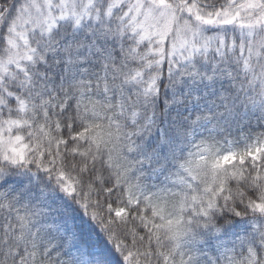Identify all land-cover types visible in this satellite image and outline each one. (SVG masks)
<instances>
[{"label": "snow or ice", "instance_id": "6c2138e0", "mask_svg": "<svg viewBox=\"0 0 264 264\" xmlns=\"http://www.w3.org/2000/svg\"><path fill=\"white\" fill-rule=\"evenodd\" d=\"M0 264H264V0H0Z\"/></svg>", "mask_w": 264, "mask_h": 264}]
</instances>
